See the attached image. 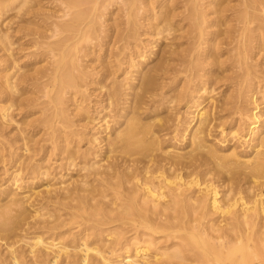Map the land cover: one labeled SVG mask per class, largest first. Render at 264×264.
<instances>
[{
	"label": "bare ground",
	"instance_id": "obj_1",
	"mask_svg": "<svg viewBox=\"0 0 264 264\" xmlns=\"http://www.w3.org/2000/svg\"><path fill=\"white\" fill-rule=\"evenodd\" d=\"M56 1L28 72L0 0V264H264V0Z\"/></svg>",
	"mask_w": 264,
	"mask_h": 264
},
{
	"label": "rangeland",
	"instance_id": "obj_2",
	"mask_svg": "<svg viewBox=\"0 0 264 264\" xmlns=\"http://www.w3.org/2000/svg\"><path fill=\"white\" fill-rule=\"evenodd\" d=\"M99 4H97V13L101 12L102 15L99 18V23L97 24L98 26L102 28H110L114 22L121 23L122 20L124 19L123 17V12L119 9V6H123V3H121L122 0H111V1H102L98 0ZM217 1H224V4H227V7L234 8L233 6H237L240 4L238 0H217ZM59 1L56 0H41V3L36 6V10L39 12V16H33L31 15V8L27 9V5H31V2L27 4L26 6H23L22 9L19 11L18 8H13L6 12L3 16L4 22H3V27L4 28H9L10 33L12 34V39L15 41L14 43V51L16 54V57L18 59V64L23 68L24 70H27L28 72H32L36 68H41L45 65H48V55L47 53H43V49L38 48L39 45H33L32 43L34 42L32 38H35V32H44L46 23L48 21H52L55 19H60L57 18V14H61L59 9ZM159 0L155 5H158ZM14 4H12L13 6ZM11 6V7H12ZM159 8V5L156 9ZM167 9V8H163ZM180 9H183L181 7ZM232 11L230 9L228 11H225V14H231ZM141 16H145V12L143 14L141 13ZM144 17H141V20H143ZM224 20V17L218 18V23L220 24ZM224 28V26H222ZM174 28V26H173ZM217 28V27H214ZM153 29V28H152ZM151 29L152 32H149L148 34L142 35L143 38L146 39V43L148 46L151 45V42L157 41V39L160 41V37L163 36L162 34L160 35H155L153 30ZM173 31V30H172ZM46 33V32H45ZM165 34V33H163ZM160 36V37H159ZM148 39V40H147ZM90 41V42H89ZM85 42L84 44L89 46L92 42L89 40ZM95 41V40H93ZM158 41V42H159ZM169 41V40H166ZM153 42V43H154ZM94 44V43H93ZM93 56L91 54H88L85 59L88 60L90 63L92 60ZM94 58V57H93ZM97 62V61H96ZM264 66V65H263ZM3 67V66H0ZM120 74V73H119ZM31 90V85L28 86ZM202 91V90H200ZM28 95H31V92L27 93ZM257 94V99L259 102H262L261 106H264V97H262L261 93H256ZM17 112V110H15ZM37 112L34 116L40 115L39 110H33ZM31 107L29 108V111L25 113H20L18 115V119L22 121V126H28V124L31 123ZM40 133L36 135L35 137H39ZM83 144V143H82ZM86 145H84L85 147ZM60 162V160H50L51 166H50V172L51 175L48 177V179H45L50 181L51 183H55L59 181L60 178H57L61 172H64L65 170L62 171L60 167H56V165ZM47 161L44 164H50ZM60 171V173H59ZM56 173V174H55ZM80 172L78 170H73L70 171V173L65 176V178L74 180L80 178ZM55 174V176H53ZM39 183L33 184V186H36V189H39L41 187H37ZM76 229V228H75ZM74 229V230H75ZM121 258V257H119Z\"/></svg>",
	"mask_w": 264,
	"mask_h": 264
}]
</instances>
